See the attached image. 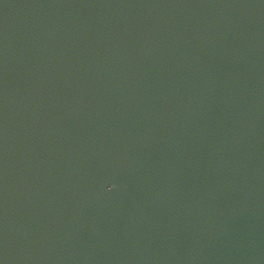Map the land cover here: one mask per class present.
Segmentation results:
<instances>
[{
    "label": "water",
    "instance_id": "1",
    "mask_svg": "<svg viewBox=\"0 0 264 264\" xmlns=\"http://www.w3.org/2000/svg\"><path fill=\"white\" fill-rule=\"evenodd\" d=\"M0 264H264V0H0Z\"/></svg>",
    "mask_w": 264,
    "mask_h": 264
}]
</instances>
